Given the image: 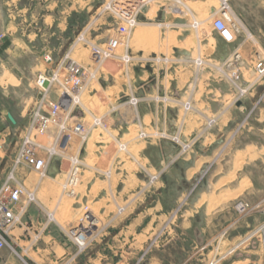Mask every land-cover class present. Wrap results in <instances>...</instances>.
<instances>
[{"label": "rangeland", "instance_id": "obj_1", "mask_svg": "<svg viewBox=\"0 0 264 264\" xmlns=\"http://www.w3.org/2000/svg\"><path fill=\"white\" fill-rule=\"evenodd\" d=\"M105 1L101 0L96 3L90 12L86 10L70 13L67 19V37L64 44L50 43L48 45L53 51L51 54L54 57V64H47L44 60L47 54H44L41 58V65L36 68L37 70H43L45 67L52 69L64 59V64L74 61L79 66L94 71L96 67L93 64L89 47L83 41H76L81 33L85 34L89 41L99 43L118 55L106 59L97 70V76L90 83L87 82L85 89L79 92L82 105L70 108L73 117L89 126H92L94 114L102 117L107 128L91 127L90 138L87 145H84L87 152L83 151L81 154L83 171L81 183L77 187L78 194L76 196L67 195L64 192V185L69 168V155H77L83 145L79 133L69 129L65 130L56 143L57 154L61 158L63 157V170L58 175L42 177L32 169L26 168L32 172L30 179L39 184V186L31 188L25 183L35 194V200L29 205L27 213L41 214L39 220L29 219L27 221L29 226L38 223L34 245L39 246L42 234L54 229L61 245L66 247V251L57 250L50 253V259L47 262L38 258L37 261L39 264H183L187 256L191 255V248L184 240L186 234L183 226L189 197L181 198L179 203L174 202L176 198L174 188H168L166 183V177L173 168L167 169L161 179H152V175L158 173L161 166V160L158 161L156 154V143L161 140L155 134L157 129L154 124L150 122L153 114L146 116L145 123L135 122L134 120L138 117V109L132 105L124 104L125 99L122 98V94L125 92L130 94L132 91H136L143 82L148 84L147 93H156L157 86L162 87V85L168 90H172L178 75L185 73L186 68L190 70L189 65H183L184 62L177 58L183 52H190L194 58L198 56L205 59L221 58L225 54L227 46L212 27V9L219 8L220 1L158 0L162 5L170 3L179 6V9L187 5L191 12L185 14V18L193 21L195 17L200 22L198 31L179 26H159L151 21H142L149 25L142 23L143 25H139L129 36L117 32L113 15L104 11ZM69 3L71 1L66 0V4ZM237 14L242 15L238 12ZM160 18H164L163 10L160 11ZM142 29L144 30L143 33H150L147 40L137 35L138 30ZM263 30L254 29L261 41H264ZM169 34L175 36V39H172ZM248 39L252 40L253 38L249 37ZM148 40L152 44L150 42L148 44ZM41 46L38 45L35 50L40 49ZM257 51L263 55L264 46L254 44L253 49L250 50L248 57L249 59L253 57L255 64ZM126 53L134 58L129 67L120 58ZM35 56L36 54H31L32 61L34 60L36 63L38 61L35 60ZM164 56L169 57L171 61L166 62ZM141 57L149 60L155 57L160 59L151 63L147 62L145 65L141 62ZM27 62L29 63V59ZM162 68L167 69L165 75L161 71ZM127 69L128 73L126 72ZM67 73L68 71L64 66L60 68L59 77L62 81H65ZM190 74L188 76L184 74L181 78V87L185 84L184 89L190 80ZM53 86L59 93L60 84L55 82ZM205 86H209V88H205ZM33 87V95L36 97L39 88L35 81ZM200 87V91L195 93L197 110L189 114L181 111L180 117L184 121V133L186 135H190L196 130H204L205 118L200 114V111L209 116H214L215 111H207V109L214 107L213 101L221 99V95L218 93L220 83L210 81L208 84L204 77L200 81ZM260 87V91L254 100L262 95L261 105H263L264 84ZM230 99L231 95H228L227 102ZM35 103L27 116L28 119ZM126 110L131 111V114L126 115L128 123L125 121L122 125L120 115L124 116ZM256 112H253V119ZM246 113L242 111V117ZM242 117L240 116V119ZM22 129L10 134L6 143V148L9 151H12L16 142L19 141ZM216 129L210 133L206 132L205 137L201 138L200 142H203L206 137L209 141L212 140ZM51 130H53V134L58 132L55 127H52ZM141 131L147 132L149 136H142ZM227 131H229L230 140L240 133V131H235V124ZM40 154L46 156L44 150H41ZM224 158H228L226 152L221 155L220 152H217L213 155L208 160V168L205 174L209 172L214 163H223ZM202 167L198 173L201 172ZM233 206L238 214V219L242 216H249L250 212L242 215L237 210L235 203ZM87 212H92L97 216L99 228H96L95 235L88 244L81 246L75 241L72 231L76 225L84 222ZM25 222L24 219L17 225L20 226ZM235 223L238 225V222ZM259 228V225L253 226L244 232L247 237L253 235L250 243L261 239L262 232L259 231ZM224 229L216 236L214 250L208 259L204 260L203 263L198 260L206 256L202 252L201 257L198 254L195 255L189 264H207L215 255H224L234 249L237 244L229 243L228 239L232 231L239 229V227L233 228L234 230L231 227ZM173 237L177 239L170 243V239ZM233 257L234 253H228L222 264ZM11 261L1 264H36L26 255H20V252L16 253Z\"/></svg>", "mask_w": 264, "mask_h": 264}, {"label": "crops", "instance_id": "obj_2", "mask_svg": "<svg viewBox=\"0 0 264 264\" xmlns=\"http://www.w3.org/2000/svg\"><path fill=\"white\" fill-rule=\"evenodd\" d=\"M70 1L71 3L67 5L66 0H0V33H3L0 42V94L2 96L0 138L6 137L8 140L10 134L22 129L28 123L27 116L40 95V90L36 97L33 95V83L36 82L39 72L45 70L50 72V67H45L43 70L36 68L41 65L44 54L53 52L48 46L50 43L64 44L70 13L86 10L90 12L101 0ZM233 8L236 13L242 14L247 27L253 34V43L252 40L246 39L240 47L244 55L248 57L254 44L264 46V41L262 42L254 32V29H264V0H233ZM38 45L42 46L35 50ZM226 46L225 54L221 58L237 47V44H226ZM31 54H36L35 60L38 62L32 61ZM184 74L188 76L190 70L186 68L185 73L178 75L175 87L172 88L173 92L181 93L184 89L185 84L181 87V78ZM260 88L253 92V99ZM160 89L162 87L157 86V90ZM218 93L221 99L213 101L214 107L207 109V111H215V114L221 113L219 127L213 134L214 138H210L212 140L209 141L206 137L203 142L201 141L194 153L173 167L166 177L168 188H174L176 193L175 203H179L185 196L189 197L183 226L186 234L184 240L191 248V255L187 256L183 264H189L195 255L198 254L201 257L204 252L207 257L198 259L203 263L214 250L216 236L225 230V227L233 229L237 226L239 229L232 231L228 239L229 243L237 244L233 252L234 257L223 264H264V241L258 239L250 243L252 238L249 239L244 235L249 228L263 223V211L252 210L249 216L238 219L233 206L238 199L248 202L251 206H264V104L257 110L250 126L241 130L234 139L230 140L227 130L239 121L242 111L230 106L229 101L227 102L230 92L226 84L220 85ZM49 95L52 98H58L59 93L54 86ZM144 110H146L145 106L140 105L138 116L142 121L134 120L135 122L145 123L146 116L151 113ZM9 114L14 117L16 123L11 122ZM171 114L175 115L176 110L171 109ZM6 147L5 144L0 151V183L6 178L16 145L12 151ZM173 150L169 141L156 143L158 161L161 160L162 152L169 154ZM217 152H220V155L226 152L228 158H224L221 164L216 162L211 165L209 172L203 176L205 185L200 187V190L192 192V182L199 175V169L207 165L208 160ZM58 160L60 159L55 157L50 162L49 175L56 176L63 170V162L60 160L58 164ZM188 162L191 164L185 166L184 163ZM192 170L193 172L190 173ZM31 176L32 172L28 169H20L21 181L31 188L39 186L30 179ZM223 181L224 183H221ZM203 193L210 198L201 202ZM40 216V213L29 212L23 218L26 220L25 224L15 225L11 229L6 237L7 243L0 252V264L12 262V258L18 252L39 264L37 258L47 262L50 259L49 254L53 251H66V247L61 245L54 229L42 234L39 246L34 245L38 223L29 226L27 221L39 220ZM235 222H238V225ZM176 239L171 238L170 243Z\"/></svg>", "mask_w": 264, "mask_h": 264}, {"label": "built area", "instance_id": "obj_3", "mask_svg": "<svg viewBox=\"0 0 264 264\" xmlns=\"http://www.w3.org/2000/svg\"><path fill=\"white\" fill-rule=\"evenodd\" d=\"M219 1L220 7L212 9L213 30L226 44H237V47L225 57L219 59H205L202 56L194 58L188 51L178 56L177 58L184 62L183 65L190 66L191 71L190 80H188L186 88L183 89V93H175L168 90L164 85L156 93H147L148 84L143 82L135 92L122 94V98L125 99L124 104L132 105L137 109L140 105H144L146 110L153 114L150 122L157 129L155 134L158 139L169 141L176 147L174 153H161V166L158 173L152 175V179H161L167 169H172L179 162L185 161L187 157L194 153L201 138L205 137V133H210L219 126L221 113L209 116L207 113L200 111V114L205 118L204 130L193 131L190 135L184 133L185 124L180 117L181 111L183 110L184 113L189 114L197 110L195 93L200 91V81L204 77L208 84L210 81H216L220 85L226 84L231 95L229 105L247 112L242 119L235 123V131L237 132L250 126L253 120V112H256L261 105L262 95L254 100L253 92L264 84V54L262 55L259 51L256 52V64L253 63V57L249 59L244 55L240 47L246 39L253 38L252 31L247 27L243 17L234 11L233 0ZM161 10L164 12L163 19L160 18ZM104 11L113 15L117 32L127 36L132 34L140 24L145 23L142 21H151L159 26H179L189 30H192L194 26V31H198L200 27V22L194 15L193 21H189L184 17L185 14L191 12L187 6L184 5L179 9V6L170 3L162 5L158 0H106ZM2 38L3 33H0V42ZM240 40L241 42H239ZM76 41H83L89 47L96 69L89 71L74 61L64 64L63 59L55 68H50V72L47 70L39 72L36 83L40 95L30 113L28 123L20 132V139L16 142V149L6 178L0 183V252L7 243L6 237L10 234L11 229L23 221L29 205L35 200L34 191H31L19 178L20 169L29 168L42 177L48 176L50 162L55 157L61 158L57 154L56 143L65 130H73L81 135L83 145L77 155H69V168L64 192L67 195L76 196L83 171L81 154L83 151L87 152L84 145H87L90 138L91 127L106 128L102 117L94 114L92 126H89L73 117L70 108L82 105L79 92L85 89L87 82L90 83L97 76V70L106 59L118 55L99 43L89 41L83 33L78 36ZM120 58L128 67L134 60L129 53L120 56ZM163 58L166 62L171 61L167 56ZM159 59L157 57L150 60L144 57L140 58L145 65L147 62L151 63ZM45 62L50 65L54 64V57L51 53L45 56ZM63 66L68 71L65 81H62L59 77V70ZM161 71L165 75L167 69L162 68ZM126 72L128 73V69ZM55 82H58L61 86L58 98H52L49 95ZM205 88H209V86H205ZM171 109L176 110L175 115L171 114ZM120 116L123 125L125 121L127 122V118L125 115ZM136 120L142 121L139 116ZM52 127H55L58 131L56 134H53ZM141 132L142 136H149L147 132ZM6 141V137L4 139L0 138V151L4 148ZM41 150L45 151L46 156L40 154ZM203 176L204 174L194 182L192 192L201 185ZM235 204L242 215L256 209L262 210L264 213V206L262 205L251 206L242 199H238ZM93 215L91 212H87L84 222L76 225L72 231L75 241L81 246L87 245L95 235L98 225L95 223L96 216ZM259 227V231L262 232L261 239L264 241V221ZM248 238H253V235ZM79 239L84 243H81ZM234 251L235 248L228 253ZM228 253L215 255L207 264H222Z\"/></svg>", "mask_w": 264, "mask_h": 264}, {"label": "bare ground", "instance_id": "obj_4", "mask_svg": "<svg viewBox=\"0 0 264 264\" xmlns=\"http://www.w3.org/2000/svg\"><path fill=\"white\" fill-rule=\"evenodd\" d=\"M185 6H187V5H185ZM188 7V6H187ZM185 17V16H184ZM192 21V20H191ZM143 24H148V23H143ZM143 24H140V26H142ZM149 25V24H148ZM158 25V24H157ZM143 27H145V26H143ZM142 28V27H141ZM144 29V28H143ZM138 30V32H137V35H138V37H141L142 39H144V40H147L148 39V34H150V33H147V32H144L143 33V31L144 30H146V29H144V30ZM192 29H194L195 30V28H194V26L192 27ZM145 33H146V35H145ZM166 34V33H165ZM198 34V33H197ZM169 35H171V34H169ZM172 36V35H171ZM198 36V35H197ZM150 37H152V36H150ZM175 36H172V39H175L174 38ZM168 38V37H167ZM169 38H171V37H169ZM189 38V37H188ZM151 40H152V38H151ZM198 40V39H197ZM166 41V40H165ZM174 41V40H173ZM176 41V40H175ZM189 41V40H188ZM192 41V40H191ZM198 41H200V40H198ZM144 42V41H143ZM149 42L152 44V42L151 41H149L148 40V44H149ZM168 42V41H167ZM185 42H186V40H185ZM173 43V42H172ZM182 43H184V42H182ZM198 43V42H197ZM179 45H180V43H179ZM176 46V45H175ZM178 46V45H177ZM181 46H183V45H181ZM186 46V45H185ZM187 49H188V47H187ZM7 78V77H6ZM5 79V78H4ZM6 82V81H5ZM128 106V105H127ZM130 115L131 114V111H129V110H126L125 112H124V115L126 116V115ZM53 131V130H52ZM104 147H106L105 145H104ZM55 155H57L56 153H55ZM254 156V155H253ZM237 157V156H236ZM59 158V157H58ZM62 162H63V159L62 158H59ZM142 163V162H141ZM237 163V162H236ZM199 167H200V165H199ZM196 169V168H195ZM195 169H193V170H195ZM193 170L190 172V173H192L193 172ZM196 171V170H195ZM235 176V175H234ZM106 177H108V176H106ZM234 178V177H233ZM220 182V181H219ZM219 182L217 183V184H219ZM221 183H224V181L223 182H221ZM218 187V186H217ZM204 194V193H203ZM202 194V196L203 197H201L202 199H201V202H203V201H205L206 199H208V198H210L209 196H208V198H207V195L206 194H204L203 195ZM209 201V200H208ZM215 202V201H214ZM217 205V204H216ZM198 206V205H197ZM89 207H91V206H89ZM207 207H209V206H207ZM216 207V206H215ZM91 209V208H90ZM209 211H210V209H209ZM92 213V212H91ZM92 215H93V213H92ZM93 216H95V215H93ZM84 217V216H83ZM95 223H97V225H98V228H99V219L97 218V216H96V222ZM79 241L81 242V243H84L83 241H81L80 239H79Z\"/></svg>", "mask_w": 264, "mask_h": 264}, {"label": "water", "instance_id": "obj_5", "mask_svg": "<svg viewBox=\"0 0 264 264\" xmlns=\"http://www.w3.org/2000/svg\"><path fill=\"white\" fill-rule=\"evenodd\" d=\"M168 16H169V15H168ZM8 116H9V119L11 120L12 123H16L14 117H13L11 114H9ZM170 145H172V147L174 148V150H173L171 153H174V152L176 151V147H175V145H174L173 143H171V142H170ZM57 163L60 164V160H58ZM190 164H191V162L184 163L185 166L190 165ZM207 168H208V165L203 166V168L201 169V172L199 173V175H197V176L195 177L194 182H195L196 180H198L200 176H202L203 174H205V172L207 171ZM194 182H192V183L194 184ZM204 185H205V181H202L201 185L197 188V190H200V189H201L200 187H203ZM197 190H196V191H197Z\"/></svg>", "mask_w": 264, "mask_h": 264}]
</instances>
